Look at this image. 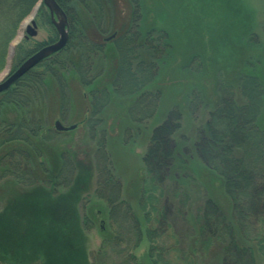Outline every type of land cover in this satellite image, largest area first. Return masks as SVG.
Here are the masks:
<instances>
[{
    "label": "rangeland",
    "instance_id": "1",
    "mask_svg": "<svg viewBox=\"0 0 264 264\" xmlns=\"http://www.w3.org/2000/svg\"><path fill=\"white\" fill-rule=\"evenodd\" d=\"M63 1L69 39L73 25L72 43L90 46L72 48L70 66L53 78L43 76V62L32 69L44 78L29 93L23 118L35 126L36 137L28 134L30 143L0 150L1 157L10 147L26 148L30 165L22 185L0 179V245L10 244L11 253L0 252V264H97L104 220L127 212L131 223V209L139 215L137 200L149 184L164 212L158 235L165 231L171 260L193 253L201 264H222V242L204 243L208 202L246 242L224 177L204 163L197 143L223 97L247 107V77L254 75L263 91L255 123L264 129V0ZM33 12L10 45L0 83L58 40L44 5L35 16L37 36L26 38L23 26ZM118 39L132 61L126 81L120 79ZM100 91L105 100L95 95ZM57 122L66 129L58 130ZM162 133L168 138L165 157L160 169H151L147 161ZM63 173L65 184L50 186ZM150 249L144 235L134 254L144 260ZM256 264H264L259 253Z\"/></svg>",
    "mask_w": 264,
    "mask_h": 264
},
{
    "label": "trees",
    "instance_id": "2",
    "mask_svg": "<svg viewBox=\"0 0 264 264\" xmlns=\"http://www.w3.org/2000/svg\"><path fill=\"white\" fill-rule=\"evenodd\" d=\"M39 1L0 0V71L7 62L10 45L20 24L33 12ZM57 2L69 17L70 14L64 6L65 2L63 0H57ZM74 35L75 28L72 25L67 47L42 61L43 63L40 65L46 67L43 74L45 78L46 76L53 78L61 70L70 66L72 48L86 49L90 46L84 40L72 43ZM117 42H115V44L117 43L115 49L120 51V58L122 57L120 59V75L123 77L120 79L126 81L125 78L131 74L132 61L131 58L124 55V47L127 45L120 47L121 39H118ZM145 72L146 70H144ZM41 76L40 73L31 70L10 89L3 92L2 95L4 96L0 99V150H4L7 145L17 142L30 143L28 134L31 137H36L35 126L29 124L28 119L23 118V115L26 114L24 110L27 104L26 99H29V93L41 86L42 78H44ZM247 78L252 89V91L250 90L251 97H248L247 107L239 109L233 99L223 97V104L222 101L219 102V106L212 116V123L206 126L203 133L201 132V138L197 143V149L204 163L224 177L226 191L230 194L234 203V210L239 217L241 239L246 242L243 244L238 241L231 226L220 218L222 216L219 214L216 205L208 202L205 207V228L207 230L203 232L204 243L211 242V240L222 242L224 245L222 264H256L257 253L264 257V129L260 127V124L255 123L259 119V112L263 107L262 96L259 95V92L263 94V91H259L261 85H259L260 82L256 75L252 76L251 79ZM129 84L138 85L134 80H131ZM99 94L104 97V100L107 97L106 92L100 91L95 95ZM94 99L93 96L91 103ZM11 112L18 113V117L16 116L14 121L8 119L7 115ZM255 124L256 126H254ZM166 131L169 132V130ZM165 133H162L161 138L156 143L158 148L154 157L147 161L149 165L151 164V169H160V163L165 157L162 156L168 146H166L168 138L165 137ZM165 138L166 140H164ZM25 149L10 147L8 152L0 157V179L10 177L18 185L27 182L30 165L27 162L28 152ZM234 150L238 151V155L235 154ZM167 164L169 163L165 165ZM63 175L64 173L61 174L60 178L52 181L51 185L46 180L42 183L55 187L61 180V185H63L66 178ZM259 179L260 182H258ZM105 182L109 186L108 182ZM142 195H145L146 198ZM141 197L143 200L141 198L137 200L139 215L131 209V205L126 203L128 204L126 209L130 208L136 216L132 217L134 220L131 223H127L125 220L127 212L122 213L120 219H116V216H109L104 220L103 230L105 233L96 253L97 264H201L196 260L193 253L183 254V258L181 255L180 260H171L173 248L162 239L167 236L165 231L159 234L160 236L158 235L162 223L161 216L164 213L156 206L159 203V197L154 195V190L150 184L146 188H142ZM107 200L110 203V200ZM123 202L118 201L116 204L123 206ZM52 225L54 222H51L50 227ZM55 226L61 227L60 223ZM144 235L147 236L151 249L143 260L134 254V250L140 246ZM159 238L160 240H158ZM9 246L10 244L0 245V252L8 251L11 256Z\"/></svg>",
    "mask_w": 264,
    "mask_h": 264
},
{
    "label": "water",
    "instance_id": "3",
    "mask_svg": "<svg viewBox=\"0 0 264 264\" xmlns=\"http://www.w3.org/2000/svg\"><path fill=\"white\" fill-rule=\"evenodd\" d=\"M41 5H44L50 12L53 25L55 26L58 33V40L42 47L28 59H26L16 71H14L3 82L0 83V93H3L11 88L21 77L31 71L35 66L40 64L45 59L50 58L54 54L59 53L67 46L69 41L68 19L66 12L60 6L57 0H41V2L35 7L33 14L23 26L26 28V38L35 37L38 34V26L35 21V16ZM56 127L58 130L66 129L59 122L56 123ZM74 127L75 126H73V128Z\"/></svg>",
    "mask_w": 264,
    "mask_h": 264
}]
</instances>
